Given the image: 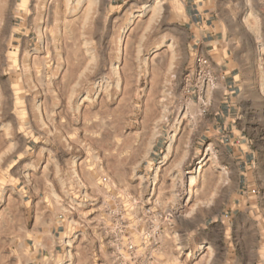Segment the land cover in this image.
<instances>
[{"label": "rangeland", "instance_id": "1", "mask_svg": "<svg viewBox=\"0 0 264 264\" xmlns=\"http://www.w3.org/2000/svg\"><path fill=\"white\" fill-rule=\"evenodd\" d=\"M186 2L60 0L58 10L54 0H40L39 4L37 0H0V158L6 152L11 156L9 149L13 146L30 152V156H21L11 167L0 166V213H11L10 200L20 201L22 210L28 201L29 212L24 211L18 218L22 223L31 221L36 213L31 207L36 202L35 194L50 191L55 203L50 195L48 201L54 204L56 214L52 220L62 222L65 230L61 255L75 253L82 242L86 243V237L102 235L105 228L113 229L103 238L104 244L112 241L107 253L116 252L118 247L123 252L125 240L138 242L140 233H146L153 223L148 221L142 226V217L156 205L163 186L169 189L163 193L167 197L164 203L172 200L171 189L178 176L183 183V199L196 208L202 201L197 198L198 189L192 179L211 164V154L205 153L213 142L237 174L235 199L222 205L218 214L213 213L218 217L215 223L224 226V237H229L233 216L241 218L234 221L239 235L241 213L247 209L245 215L252 217L253 204L259 209L255 215H264V164L260 163L264 161V123L250 110L249 92L245 89L248 84L255 92H264V21L249 23L246 14H238L233 16L234 25L229 29L224 13L230 7H239L236 0L216 1L212 28L219 33L208 47L213 50L206 56L211 74L220 85L213 93L217 103L205 114L209 123L214 121L216 136L201 137L199 156L192 159L195 149H189V159L181 163L185 156L181 147L183 128L158 134L166 115L168 88L175 83L183 90L191 77L199 76L194 66L195 56L199 55L197 44L191 27L184 22ZM209 29L210 26L204 30ZM233 32L239 34L237 39L243 41L248 53V63L243 68L231 43ZM165 36L169 38L164 39ZM63 88L66 91L58 90ZM53 96L59 99L58 104H53ZM153 98L158 107L153 105ZM76 108L78 113L69 111ZM101 110L126 115V133L135 134L145 124L148 126L142 158L134 160L128 169L130 173L135 169L129 183L136 192L118 188V202L108 200L107 208L104 196L92 199L95 189L91 185L77 188V177L82 182L83 171H108V162L101 159L103 153L97 152L87 138L94 126H85L89 115H99ZM49 114L56 126L69 121L68 130L57 127V134L49 135L54 131L48 122ZM174 119L173 113L169 123ZM33 158H39L36 176L44 179L25 183V177L18 172ZM45 168L49 171L47 176ZM30 174L31 170L25 176ZM211 174L209 170L208 175ZM145 175L147 180L142 183ZM199 187L203 190V185ZM137 198L145 202L142 210L137 207ZM82 217L91 223H83ZM98 222L103 227L97 228ZM207 222L214 224L212 216ZM100 248L101 241L95 240L91 246L95 264H104Z\"/></svg>", "mask_w": 264, "mask_h": 264}, {"label": "clouds", "instance_id": "2", "mask_svg": "<svg viewBox=\"0 0 264 264\" xmlns=\"http://www.w3.org/2000/svg\"><path fill=\"white\" fill-rule=\"evenodd\" d=\"M37 2L39 4L40 0ZM54 2L57 3L59 10L60 0H54ZM212 2L213 0H205L200 6L208 7ZM229 2L231 3V0ZM236 3L239 5L238 8L230 7L224 13V23L228 25L229 29L234 25L233 16L238 14H246L249 23L253 20L264 21V0H236ZM4 7L8 8L9 5L5 3ZM39 10L38 8L37 11ZM236 22L238 23V20ZM2 23L0 20V24ZM224 31L227 34V30ZM238 35V33H232L231 43L239 57L240 67L243 68L248 63V53L245 51L243 41L237 39ZM168 38L164 37V39ZM222 43L226 44L227 41H222ZM188 60L190 63L191 57H188ZM177 67H179V63ZM206 68V65L201 68L198 77H191L184 85L183 90H180L178 84L173 83L166 93V115L160 124L158 134L163 135L173 129L179 132L181 127L183 128L181 147L185 151V156L181 163L189 159V149H195L191 156L192 159L199 156L198 145L202 143L201 137L207 136L211 139L216 136L218 131V129H213L214 121L209 123L205 114L211 111L217 103L213 93L220 85L215 82V77ZM173 88L176 89L175 94H173ZM205 88L207 89L206 94ZM245 89L249 92V102L252 105L250 110L255 111L259 121L264 123V92L257 93L248 84H245ZM58 90L66 91V88ZM194 95H197L198 98L193 99ZM59 102V99L53 96V104ZM153 105L158 107L155 98H153ZM69 111L78 113V108L69 109ZM173 113L175 119L169 123V117ZM64 114L67 116L68 112ZM125 119L126 115L119 111L108 113L101 110L99 115L90 114L85 120L86 127L94 126V131L89 132L87 138L95 145L97 152L103 153L101 159L107 161L109 167L107 172L100 168L83 171L82 182H80L81 178L77 177V188L91 185L95 189L92 199L104 196L105 208L108 207V200L113 203L118 202L116 200L118 188L125 191L131 189L133 193L136 192L135 186L129 183L135 176V169L133 168L131 173L128 169L134 160L142 158L143 136L147 135L148 126L145 124L135 134L126 133L124 131ZM48 122L54 129L49 135L53 136L57 134L55 131L57 127L62 131L68 130L70 127L69 121H63L59 126H56L52 121L51 114H49ZM101 133H106V136L102 137ZM9 152L11 156L6 152L0 158V166L8 164V167H11L17 164L21 156H30L29 150H20L19 146H13ZM208 153L211 154V164H208L202 173H197L192 179V185L198 189L197 198L202 201L196 208H192L191 204L183 199V183L178 176L173 189H171L172 200L169 203H164L167 197L163 193L169 192V189L167 186H163L162 195L157 197L156 205L142 217V226L148 221H153V223L148 225L146 233H140L138 242L128 240L124 242L123 252L118 247L116 252L107 253L106 249L112 244V241L104 244L103 238L113 229L105 228L102 235L86 237V243L82 242L81 247L75 253H63L60 256V261L67 260L68 264H95L96 257L92 253L91 246L95 240H100V253L104 264H264V215L259 217L255 215L259 212L255 204H253L252 217L245 215L247 209L241 213L242 223L239 225L241 229L239 235H237L234 221L240 220V217L233 216L231 218L228 238L224 237V226L215 223L218 217L213 216V213L218 214L222 205L235 199L237 174L229 159L222 152L216 151L214 142L208 144L205 154ZM9 160L10 163H8ZM260 163L264 164V161ZM38 167L39 158H33L19 169L18 174L25 177V183H31L32 180L40 183L44 177L36 176ZM29 170H31V174L25 176ZM209 170L211 175H208ZM48 174L49 171L45 168L44 175ZM98 176H103L104 179L98 181L96 179ZM144 180H147L146 175L142 178V183ZM200 185H203V190H200ZM2 190L3 186L0 185V197H2ZM141 190L146 191V189ZM13 191H15V187ZM87 198L85 197V199ZM137 199L139 200V198ZM9 203L12 209L11 213L7 210L0 213V264H47V262L53 261L55 259L53 255L43 257V245L29 246L26 243L25 230L18 218L26 210H22L21 202L18 200H10ZM144 203L143 200H139L138 209L142 210ZM210 216L213 218V225H209L207 222ZM154 217H158V220H153ZM81 219L85 224L91 223L84 222L83 217ZM99 219L103 220L104 218L100 217ZM96 227L103 226L98 222ZM58 242L63 247V242ZM47 250L51 253L52 248L49 247ZM37 252L42 258H37Z\"/></svg>", "mask_w": 264, "mask_h": 264}, {"label": "crops", "instance_id": "3", "mask_svg": "<svg viewBox=\"0 0 264 264\" xmlns=\"http://www.w3.org/2000/svg\"><path fill=\"white\" fill-rule=\"evenodd\" d=\"M216 1L213 0L212 4L208 7L200 6L205 0H188L186 2V17L184 18V22L191 27L189 28L191 36H194L195 43L197 44L196 53L202 56L209 55V52L213 50L208 49V47L212 45L215 34L219 33L212 28L214 25L212 19H214L217 12ZM209 26V30H204ZM232 69L228 72L230 73ZM232 77L235 79L234 74H232ZM49 195L52 203H55L54 194L52 195L50 191L43 190L35 194L34 198L36 202L31 206L36 212L35 216L31 221H24L22 225L25 230L24 235L27 237L26 243L29 246L34 244L43 245V257H47L48 255L55 257L53 261H49L47 264H61L62 247L58 241L63 240L65 230L62 228V222H53L52 220L56 214L54 204L52 205L48 201ZM29 209L30 204L27 201L25 207L26 213L29 212ZM49 247L52 248L51 253L47 250ZM37 258H42L39 252H37Z\"/></svg>", "mask_w": 264, "mask_h": 264}, {"label": "built area", "instance_id": "4", "mask_svg": "<svg viewBox=\"0 0 264 264\" xmlns=\"http://www.w3.org/2000/svg\"><path fill=\"white\" fill-rule=\"evenodd\" d=\"M205 65L207 66L206 70H209L211 72L210 67H209V59L206 56L196 55L195 60H194V66L199 74L201 72V68L204 67ZM126 241L128 240H125L124 242ZM124 242L122 244V248H123Z\"/></svg>", "mask_w": 264, "mask_h": 264}]
</instances>
